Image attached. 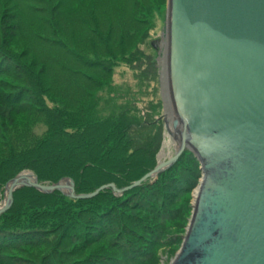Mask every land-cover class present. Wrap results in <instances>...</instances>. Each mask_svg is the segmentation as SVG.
<instances>
[{
	"label": "trees",
	"instance_id": "1",
	"mask_svg": "<svg viewBox=\"0 0 264 264\" xmlns=\"http://www.w3.org/2000/svg\"><path fill=\"white\" fill-rule=\"evenodd\" d=\"M157 5L0 0V188L31 170L39 183L71 179L76 195L122 190L155 169L163 105L106 85L119 61L151 60L140 45ZM200 176L187 150L122 193L82 199L20 187L0 215V264H158L160 249L181 241L182 199Z\"/></svg>",
	"mask_w": 264,
	"mask_h": 264
},
{
	"label": "water",
	"instance_id": "2",
	"mask_svg": "<svg viewBox=\"0 0 264 264\" xmlns=\"http://www.w3.org/2000/svg\"><path fill=\"white\" fill-rule=\"evenodd\" d=\"M166 75L174 119L164 127L176 152L155 169L118 190L114 183L75 194L64 178L48 185L18 183L88 199L113 188L122 193L167 170L187 150L201 164L203 179L179 254L172 264H264V0H169ZM161 40L152 42L159 50ZM8 187V186H7ZM8 193V195H7ZM2 204H0L1 206Z\"/></svg>",
	"mask_w": 264,
	"mask_h": 264
},
{
	"label": "rangeland",
	"instance_id": "3",
	"mask_svg": "<svg viewBox=\"0 0 264 264\" xmlns=\"http://www.w3.org/2000/svg\"><path fill=\"white\" fill-rule=\"evenodd\" d=\"M169 0H159V5L154 7V9L151 11L152 13L149 16V24H150V31L148 33V38L144 41L143 44L140 45V48L143 50L145 55H148L151 60L146 61L142 60V62L139 63V61L134 62L131 61L130 63H125L123 61H119L117 66L114 67L113 74L111 75V78L109 80V84H105V77L106 73L103 74L104 82L103 84L106 85V87L112 88L115 92H119L123 94L124 98L127 99L130 97H135L136 99H143L142 105L144 106V103H150V104H162V108L158 110V114L160 116V126L164 129V136H163V143L160 148V152L157 155V162L166 161L169 157H172L176 152V143L174 139L171 137V135L168 132H165L164 127V121L166 119L167 123H169L171 129L173 127L171 126V122L174 119V115L172 112V107L169 101V92H168V81H167V75H166V58H165V51L166 46L164 44L165 40V31H166V18H167V6H168ZM10 6H8L7 10H10ZM4 12V11H3ZM12 29V25H11ZM155 40H161L158 47L159 50H157L155 47L152 46V42ZM126 94V95H125ZM120 102V99H118ZM118 102V101H117ZM116 102V103H117ZM116 103L114 106H116ZM41 116V113L38 114ZM44 127L39 126L37 128V133L39 134V131H41ZM32 173L31 170L22 171L19 174L22 173ZM18 174V175H19ZM17 177V176H16ZM202 174L199 178H197L196 185L192 186L190 189V192L187 194L188 196H184L182 199V202L187 199L185 202V207L188 209V213L186 216L185 224L182 228V231L179 232L181 236L180 243H177L175 246H171V248H162L159 251V262L158 264H172L182 247V243L184 240V237L187 234L188 226L190 225V222L192 220V216L194 213V205L195 201L198 197L199 190L197 189L199 186H201L202 181ZM11 181V180H10ZM51 185L49 183H44ZM61 184H65L68 188V186L71 185L70 180H64ZM3 186L0 188V204H3L2 202L5 201L6 198V188ZM197 191V192H196ZM64 195H68L67 189L64 188L63 191H61ZM34 254L38 255V258L40 255V249L34 248L32 250ZM42 252V250H41ZM41 264V263H39Z\"/></svg>",
	"mask_w": 264,
	"mask_h": 264
},
{
	"label": "bare ground",
	"instance_id": "4",
	"mask_svg": "<svg viewBox=\"0 0 264 264\" xmlns=\"http://www.w3.org/2000/svg\"><path fill=\"white\" fill-rule=\"evenodd\" d=\"M167 132V131H166ZM200 163V162H199ZM200 172H201V164H200ZM201 174H202V178L201 179H203V173L201 172ZM35 180V178H34V176H33V174L32 173H22L19 177H18V181H17V184L18 183H29L30 181H34ZM201 183V182H200ZM202 184V183H201ZM13 184L11 183V184H9L8 185V187H7V191L11 188V186H12ZM62 187H63V189L65 188V189H67V191L69 190L68 188H67V186L64 184H62ZM199 188H200V186L197 188L198 190H199ZM197 192V191H196ZM7 195H8V193H7ZM196 202V201H195ZM3 204L0 206V208L2 207V206H4L7 202H2ZM174 262V261H173Z\"/></svg>",
	"mask_w": 264,
	"mask_h": 264
}]
</instances>
